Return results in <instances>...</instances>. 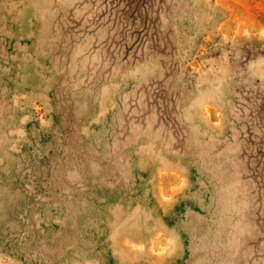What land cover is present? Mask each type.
I'll use <instances>...</instances> for the list:
<instances>
[{
  "label": "rangeland",
  "instance_id": "rangeland-1",
  "mask_svg": "<svg viewBox=\"0 0 264 264\" xmlns=\"http://www.w3.org/2000/svg\"><path fill=\"white\" fill-rule=\"evenodd\" d=\"M0 264H264V0H0Z\"/></svg>",
  "mask_w": 264,
  "mask_h": 264
}]
</instances>
